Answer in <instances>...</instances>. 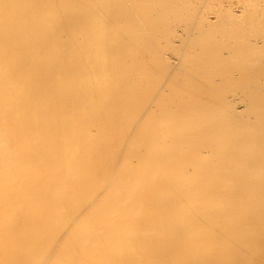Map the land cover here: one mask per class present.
Wrapping results in <instances>:
<instances>
[{
    "label": "bare ground",
    "instance_id": "6f19581e",
    "mask_svg": "<svg viewBox=\"0 0 264 264\" xmlns=\"http://www.w3.org/2000/svg\"><path fill=\"white\" fill-rule=\"evenodd\" d=\"M0 264H264V0H0Z\"/></svg>",
    "mask_w": 264,
    "mask_h": 264
}]
</instances>
